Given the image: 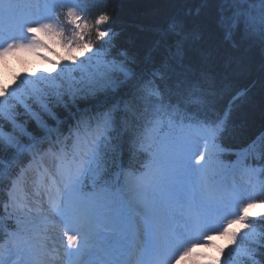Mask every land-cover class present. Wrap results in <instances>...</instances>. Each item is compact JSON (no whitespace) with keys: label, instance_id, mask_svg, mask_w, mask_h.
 Masks as SVG:
<instances>
[{"label":"snow or ice","instance_id":"obj_1","mask_svg":"<svg viewBox=\"0 0 264 264\" xmlns=\"http://www.w3.org/2000/svg\"><path fill=\"white\" fill-rule=\"evenodd\" d=\"M178 2L134 49L108 0H0V264H264V135L215 107L264 0Z\"/></svg>","mask_w":264,"mask_h":264},{"label":"trees","instance_id":"obj_2","mask_svg":"<svg viewBox=\"0 0 264 264\" xmlns=\"http://www.w3.org/2000/svg\"><path fill=\"white\" fill-rule=\"evenodd\" d=\"M90 6L94 9L101 7L97 3ZM189 6L178 0H108L105 10L114 12L111 24L114 31L119 33L117 48L142 49L153 39L149 29L164 25L172 15ZM215 40L221 51H232L222 35H217ZM222 79V91L216 98L215 107L223 111L230 104L233 105L225 143L229 148L238 150L264 135V56L258 48H253L244 56L243 66ZM81 107L82 110L92 108L87 103ZM231 159L234 161L236 156L233 155ZM249 161L252 162L251 157ZM0 198H3L2 192ZM2 230L0 228V238Z\"/></svg>","mask_w":264,"mask_h":264},{"label":"rangeland","instance_id":"obj_3","mask_svg":"<svg viewBox=\"0 0 264 264\" xmlns=\"http://www.w3.org/2000/svg\"><path fill=\"white\" fill-rule=\"evenodd\" d=\"M56 53H59L60 55H64L63 51L59 47H56ZM47 55L51 59L57 58V56L55 54H53V53H47ZM30 59H32V58H30ZM33 63L38 68L46 67V65L44 64V62L42 60L33 59ZM12 64L18 71L22 70V68L19 66V64H17V62L15 60L12 61ZM7 79H8V82L11 83V77L9 76ZM217 243L220 244L221 246H223V245H225L227 243V240L226 239H222V238H217Z\"/></svg>","mask_w":264,"mask_h":264},{"label":"bare ground","instance_id":"obj_4","mask_svg":"<svg viewBox=\"0 0 264 264\" xmlns=\"http://www.w3.org/2000/svg\"><path fill=\"white\" fill-rule=\"evenodd\" d=\"M17 64H19V63L17 62ZM19 66L23 69V65L19 64ZM186 264H198V262L193 263V261H188V262H186Z\"/></svg>","mask_w":264,"mask_h":264}]
</instances>
